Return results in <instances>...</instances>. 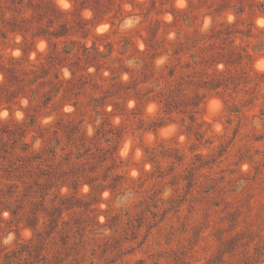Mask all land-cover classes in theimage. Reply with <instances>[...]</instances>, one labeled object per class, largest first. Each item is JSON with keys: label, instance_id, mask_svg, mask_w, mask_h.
Here are the masks:
<instances>
[{"label": "rangeland", "instance_id": "rangeland-1", "mask_svg": "<svg viewBox=\"0 0 264 264\" xmlns=\"http://www.w3.org/2000/svg\"><path fill=\"white\" fill-rule=\"evenodd\" d=\"M68 1L70 6L65 8L54 0L68 12L57 23L68 22L72 38L89 47L96 42L100 50H112L108 65L114 73L101 70L89 78L78 95L69 96L71 101H64L60 92L43 107L39 106L41 95L32 102L26 97L8 101L0 71V135L5 125L25 123L24 140L39 149L43 139L34 142V136L58 118L81 121L90 153L107 149L109 144L103 136L112 137L110 144L117 145L118 158L98 164L96 173L102 175L108 166H114L110 174H121L122 184L115 191L93 190L87 184L78 190L67 185L53 189L46 198L49 208L75 193L81 202L63 213L50 235L46 233L49 217L41 214L38 231H44L47 238L38 258L30 248L6 262L7 253L23 249L32 239L36 241V231L24 221L17 223L10 211L0 210V264H264V67L259 66L264 62V49H254L264 40L260 30L264 28V13L241 16L246 27L253 22L254 34L260 36L238 40L249 44L253 54L252 60L243 63L249 82L236 92L208 94L197 114L202 134L197 137L196 130L189 129L187 116L162 113L151 97L153 93L148 94L151 98H137L138 90L144 93L151 82L131 87L126 93L110 95L108 91L115 81L129 84L132 74L140 77L143 60L152 61L145 52V39L154 29L159 28L158 35L167 39L176 38L179 31L182 40L192 41L194 28L201 24L207 29L212 17L203 16L202 11L196 24L189 27V22L179 20L187 0H113L112 12L97 19L91 7L76 10L73 1ZM23 5L26 7L28 0ZM25 12L30 15L33 11L25 8ZM114 15L116 25L112 26L109 17ZM79 18L88 22L87 29L77 27ZM221 18L234 21L236 16L227 12ZM104 23L107 28L99 32L98 25ZM3 29L0 19V59L4 64L28 68L46 58L49 43L45 38L30 34L25 40L19 33L4 37ZM40 41L45 46L40 47ZM59 47L62 49L63 44ZM164 59L158 57L154 63L159 65ZM62 71L66 78L71 77L67 67ZM89 71L94 73L96 68ZM50 88L48 85L46 90ZM31 115H36L33 125H29ZM68 146L66 151H76L75 145ZM165 149L177 151L183 159L164 157L160 151ZM66 151L60 149L59 154L64 157ZM153 152L159 154L156 161L150 159ZM74 161L73 153L70 165ZM111 180L110 175L98 182L108 184ZM24 204L26 211L33 206L29 200ZM77 230L85 234L81 240ZM69 233L64 244L63 236ZM9 236L12 239L5 243ZM29 251H33L32 257L26 260Z\"/></svg>", "mask_w": 264, "mask_h": 264}, {"label": "trees", "instance_id": "trees-1", "mask_svg": "<svg viewBox=\"0 0 264 264\" xmlns=\"http://www.w3.org/2000/svg\"><path fill=\"white\" fill-rule=\"evenodd\" d=\"M24 1L0 0V19L4 27L1 30L2 35L7 37L11 33H19L25 40L30 34L32 38L43 37L49 43V51L44 60L28 68L16 64L7 65L0 59V71L4 75L3 85L8 101L16 97H26L32 102L41 95L39 106L46 107L60 92H63L64 101H71L69 96L78 95L95 73L105 69L114 73V69L108 65L112 50L106 53L100 50L96 42L89 47L80 40L73 39L69 23L65 21L57 23V20L68 12L59 8L54 0H28L26 7L23 5ZM72 1L76 10L91 7L97 19H101L114 9L113 0ZM187 1L188 6L181 10L182 18L179 20L189 22L187 24L189 27L194 26L202 11H205L202 15L212 17L211 25L205 30L201 24L194 28L195 37L192 41L182 40L179 31L176 38L167 39L158 35L159 28L154 29L152 36L145 39V52L152 61L143 60L144 66L140 71V77L134 78L132 74V81L129 84L115 81L108 92L110 95L120 94V91L126 93L131 87L136 89L140 84L151 82L153 85L144 93L138 90L137 98L143 100L146 95L153 93L151 97L159 104L162 113L171 116L177 112L187 116L190 120L189 129H195L197 137H202L197 114L208 94L236 92L241 84L249 82L243 63L245 60H252L253 54L249 51V44L243 45L238 40L260 36L254 34L253 22L246 27L245 22H241V16L247 13L251 16L258 12L264 13V0ZM25 8L33 12L27 15ZM227 12H232L236 19L234 21L222 19L223 14ZM116 19L115 15L109 17L112 26L116 25ZM179 20L175 15L174 22ZM87 25L86 20L79 18L77 27L80 30L87 29ZM260 30L264 33V28ZM60 43L63 44L62 49L59 47ZM254 49H264V40L261 39ZM158 57L165 59L156 65L154 60ZM65 67L71 71L69 78H66L62 71ZM90 67H95L96 72H90ZM124 70L133 73L128 68ZM118 77L119 75L113 76L112 79ZM48 85H51V88L46 90ZM41 91L43 92L39 94ZM2 97L3 91L0 90V101ZM72 104L77 106L78 101H73ZM35 121L36 115H31L29 125H33ZM27 127L25 123L19 122L13 126L5 125L0 135V206H2L0 210L10 211L17 223L24 221L36 231V241L32 239L23 245V249L5 255L8 263L12 257L17 258L30 248L36 252L35 258L41 255L40 251L47 238L44 231H38L41 214L49 217V229L46 233L50 235L58 227V222L66 210L80 206V198L75 193L65 196L57 206L49 208L46 205V198L53 189L59 190L67 185L78 190L80 186L87 184L93 190L111 188L115 191L121 186L123 179L121 174H110L114 166H108L102 175L96 173L98 164L109 159L115 162L118 158L117 145L110 144L112 137L103 136L109 144L107 149L98 148L99 153H90L92 148L85 146L88 137L81 127V121L76 122L72 119L65 121L60 117L54 125L43 128L34 136V142L43 139V146L33 149V144L24 140ZM107 132L112 133V130ZM46 134L49 135L47 138ZM97 134H100V130ZM69 144L75 145V152L66 151ZM18 149L20 152H17ZM60 149L66 151L64 157L59 154ZM73 153L75 161L70 165ZM160 153L177 161L183 159L182 155L171 149L161 150ZM158 155L153 152L150 159L156 161ZM59 156H62V161L57 162ZM84 159L86 161H83ZM63 165L68 167L64 168ZM110 175L112 176L110 183L98 182L101 177L102 181H105ZM19 194L21 197H18ZM37 198H40V201H36ZM25 200H29L33 205L28 211L24 204ZM76 233L80 240L85 235L81 230H77ZM69 237L70 233L63 236L64 244ZM32 252H28L29 257H26V260L32 257Z\"/></svg>", "mask_w": 264, "mask_h": 264}, {"label": "bare ground", "instance_id": "bare-ground-1", "mask_svg": "<svg viewBox=\"0 0 264 264\" xmlns=\"http://www.w3.org/2000/svg\"><path fill=\"white\" fill-rule=\"evenodd\" d=\"M58 3L62 6V7H65V8H68L70 6V2L68 0H58ZM260 22H263V20H261ZM108 26V24L104 23V24H100L98 25V31H104V29H106ZM39 46L40 47H43L45 46V42L44 41H40L39 43ZM259 66L261 67H264V62L260 61L259 62Z\"/></svg>", "mask_w": 264, "mask_h": 264}, {"label": "clouds", "instance_id": "clouds-1", "mask_svg": "<svg viewBox=\"0 0 264 264\" xmlns=\"http://www.w3.org/2000/svg\"><path fill=\"white\" fill-rule=\"evenodd\" d=\"M11 239H12V237L9 236V237L5 240V243L9 242Z\"/></svg>", "mask_w": 264, "mask_h": 264}]
</instances>
